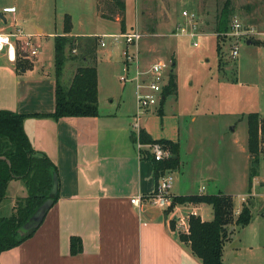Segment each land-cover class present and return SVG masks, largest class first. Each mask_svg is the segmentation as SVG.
I'll return each instance as SVG.
<instances>
[{
  "label": "rangeland",
  "instance_id": "1",
  "mask_svg": "<svg viewBox=\"0 0 264 264\" xmlns=\"http://www.w3.org/2000/svg\"><path fill=\"white\" fill-rule=\"evenodd\" d=\"M101 2L104 11L114 7L118 13L111 17L101 16L97 0H0V29L7 33L20 29L25 36H32V42L39 46L38 64L33 68L35 74L42 70L53 73L54 37L62 34L66 15L70 17L73 35H105L102 39L106 46L102 48L98 44L96 51L99 80L107 83L101 91V104L109 108L118 103L119 96L120 103L123 101L131 112L135 107L133 86L119 81L124 74L122 51L125 44L122 39L115 42L109 37L121 34L122 17L112 0ZM226 3L227 22L237 17L243 24L264 32V0H124V26L126 31H138L144 36L139 47L142 64L161 59L176 76L177 91L166 97L164 116L157 115L154 107L143 112L140 118L155 116L151 127L161 132L170 130L172 135H176L179 123L183 175L173 181L174 189H179L177 193H196L200 185L210 191L209 184L232 195L234 209L242 208L241 198L249 194L251 165L255 167L251 199L246 202L251 210V222L243 228L230 225L228 229L231 246L241 249L243 256L236 264H242L250 252L253 256L248 259L264 264L261 259L264 256V144L257 163L252 164L247 150L246 121L249 113L264 117V36L252 40L249 46L239 43L238 56L231 60L228 42L224 35H219V67L215 51L217 37L189 39L171 35L182 20L183 10L200 16L202 29L213 34L216 18ZM10 7L14 8L13 12L7 11ZM37 29L42 33L38 34ZM193 41L198 47L192 46ZM77 54L72 52L71 56ZM81 64L80 58L66 61L62 76L64 85H68L74 69ZM88 64L91 63L82 65ZM13 195V191L7 192L0 205V217L11 215ZM171 208L166 211L168 214ZM172 223L173 231L177 232L176 222L170 219ZM227 246L226 257L232 251ZM249 247H252L250 251Z\"/></svg>",
  "mask_w": 264,
  "mask_h": 264
},
{
  "label": "crops",
  "instance_id": "2",
  "mask_svg": "<svg viewBox=\"0 0 264 264\" xmlns=\"http://www.w3.org/2000/svg\"><path fill=\"white\" fill-rule=\"evenodd\" d=\"M0 31L7 33L4 29ZM37 32L42 33L41 29ZM71 35L77 37L72 30ZM86 36L100 39L105 35L94 33ZM37 57L28 60L31 64L29 68L17 71L15 64L7 62L0 53V110L28 115L23 121L24 132L33 150L47 156L56 166L58 199L30 238L0 254V264H201L189 247L179 241V234L171 228L170 217L165 210L150 205L145 199L138 207L130 204L132 197L147 196L155 187L149 144H141L138 148L137 142L133 141V136H136L132 127L136 105L130 112L123 101L120 103L119 96L118 103L109 105V108L107 104H101V91L107 83L99 80L96 66L97 117L55 120L48 116L55 111L54 65L53 73L42 70L36 75L33 68L38 64ZM21 60L24 59L18 57L16 64ZM165 99L155 108L157 115L164 116ZM154 117L140 118V130L153 141L177 143L180 159L179 119L176 118V135H172L170 130L161 132L151 127L156 119ZM181 169L180 159L178 170L165 173H172L174 181L183 175ZM208 188L210 191L200 185L196 193L184 194L177 193L179 189H174L172 183L170 193L173 197L230 195L209 184ZM9 190L13 191L15 198L10 206L12 212L16 200L26 197L27 190L20 181H11L6 195ZM187 206L186 211L194 212L202 221L213 219V210L209 205ZM240 210L234 209V213ZM72 237L81 241V252L74 255L70 252ZM231 239L228 229L222 264H227L226 261L236 264L243 258L241 249L231 246ZM226 245L232 250L229 258L225 255ZM251 249L248 248L249 251ZM251 255V252L247 253L242 264H255L248 259ZM261 259L264 260V256Z\"/></svg>",
  "mask_w": 264,
  "mask_h": 264
},
{
  "label": "trees",
  "instance_id": "3",
  "mask_svg": "<svg viewBox=\"0 0 264 264\" xmlns=\"http://www.w3.org/2000/svg\"><path fill=\"white\" fill-rule=\"evenodd\" d=\"M102 0H97L98 13L104 17L114 16L118 11L114 7L105 9L101 7ZM117 6L121 23V33H124V0H112ZM226 3L220 15L216 18L215 33H223L228 29ZM109 12L111 15H105ZM72 25L68 15L64 17L63 32L54 37V78L55 111L48 115L55 120L65 117L87 118L98 115V91L96 51L99 37L71 35ZM220 38L217 37L215 51L221 66ZM72 52H78L71 56ZM81 59L82 64L76 66L68 85L62 82L63 70L67 60ZM17 63V62H16ZM15 67L17 71L31 66L28 60H21ZM17 65V66H16ZM174 65V63H173ZM177 91L176 76L173 70L169 72L168 85L164 96L174 94ZM28 115L17 114L0 110V205L6 197V191L11 181H21L26 187L27 195L18 198L13 206L10 216L0 217V254L18 247L30 238L42 223L47 211L58 199V178L56 166L51 160L35 152L23 129V121ZM34 116H43L37 115ZM247 150L252 164L257 163L264 144V117L258 113L247 115ZM141 144L158 142L164 149L169 150L170 156L166 160L156 162L149 158L154 172L155 183L159 177L167 171H175L180 167L179 146L167 140L153 141L143 131L138 133ZM137 142V137L133 136ZM255 177V167L251 165L249 172V193L252 179ZM249 198V197H248ZM243 203L238 215L234 213L233 198L230 195L219 193L217 195H187L174 197L176 204H205L213 210L211 221H202L199 216L191 215L188 220V234L180 233L179 241L189 247L192 255L201 264H222L223 245L228 235L230 225L243 228L251 222L250 207ZM42 215L33 219L36 213L43 207ZM33 219V220H32ZM173 229V223L171 224ZM70 252L72 255L81 252L79 238L70 239Z\"/></svg>",
  "mask_w": 264,
  "mask_h": 264
},
{
  "label": "built area",
  "instance_id": "4",
  "mask_svg": "<svg viewBox=\"0 0 264 264\" xmlns=\"http://www.w3.org/2000/svg\"><path fill=\"white\" fill-rule=\"evenodd\" d=\"M13 12L14 9H7ZM182 20L176 25L175 31L171 34L174 37H183L195 39L198 37L224 35L228 42V57L234 60L238 56L239 43H246L252 40H260L259 37L264 36V32H258L254 27L243 24L237 17L231 18L228 29L224 33L208 34L202 29L200 16L196 13L183 10L181 12ZM105 37V36H103ZM115 42L120 39L124 41L125 47L122 51L123 55V75L119 77V81L126 84H131L134 89L136 114L134 116L133 130L137 137V147H141L138 140L140 131L139 120L143 112L149 111L151 108L157 107L163 101L164 91L168 85L169 70L166 63L157 59L147 64H142L140 60V42L143 35L138 31L110 35ZM100 47L106 45L102 37L98 40ZM193 47H198V43L193 41ZM130 48H133L130 51ZM39 46L32 42V36H25L20 29L15 33H3L0 31V53L3 54L7 62L15 64L18 57L24 60H31L38 55ZM141 115V116H140ZM150 155L154 161L160 162L169 158V152L164 149L162 144L153 142L149 144ZM174 175L172 173H164L155 183L153 191L147 196H134L130 199V204L140 206L141 200L145 199L150 205L167 211L170 206L171 212L168 214L171 220L176 222V230L178 234H188V220L191 215L196 216L194 212H187V205L190 204H174L173 196L170 193ZM249 197H242L241 201L245 202ZM240 212V211H239ZM236 212L235 215H238Z\"/></svg>",
  "mask_w": 264,
  "mask_h": 264
},
{
  "label": "water",
  "instance_id": "5",
  "mask_svg": "<svg viewBox=\"0 0 264 264\" xmlns=\"http://www.w3.org/2000/svg\"><path fill=\"white\" fill-rule=\"evenodd\" d=\"M246 44L247 45H250L251 44V42L250 41H247L246 42ZM164 99V98H163ZM46 208V206H43L37 213H36V215L34 216V218L33 219H38L39 217H40V215H42V213H43V210ZM32 219V220H33Z\"/></svg>",
  "mask_w": 264,
  "mask_h": 264
}]
</instances>
